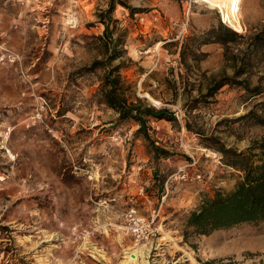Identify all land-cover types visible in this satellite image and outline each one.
<instances>
[{
	"label": "rangeland",
	"instance_id": "374dc122",
	"mask_svg": "<svg viewBox=\"0 0 264 264\" xmlns=\"http://www.w3.org/2000/svg\"><path fill=\"white\" fill-rule=\"evenodd\" d=\"M233 10L239 31L199 0H0V264H264V223L186 226L264 138V0ZM221 24L243 36L219 42ZM116 68L175 115L148 119L151 141L103 101ZM130 212L156 216L148 241Z\"/></svg>",
	"mask_w": 264,
	"mask_h": 264
},
{
	"label": "trees",
	"instance_id": "16d2710c",
	"mask_svg": "<svg viewBox=\"0 0 264 264\" xmlns=\"http://www.w3.org/2000/svg\"><path fill=\"white\" fill-rule=\"evenodd\" d=\"M113 9V5H110L105 11V17ZM103 19L106 28L102 39H107L106 41H111L114 44L115 40L110 35V22ZM221 31L223 34L219 36L218 41L223 44L233 41L235 37L243 36L223 24H221ZM109 58L113 60L116 56L110 55ZM115 71L119 70L117 68L109 70L104 78L103 101L119 113V120L135 121L139 125L137 134L151 141L149 133L151 127L148 125V119L174 121L176 119L174 113L167 108L157 109L151 105L142 108L141 98L137 96L131 98L125 94L123 87L125 81L120 73L114 75ZM227 83L226 81L218 83L214 87V91ZM257 117L261 123L264 122V116L258 115ZM152 145L153 151L157 155H169L167 150L156 146L154 141H152ZM253 150L258 152L251 155ZM247 152L249 154L234 152L233 160L229 162L231 166L244 173L243 179L230 191L218 190L213 196L205 195L199 207L188 216L187 228H191L197 234H211L218 229L234 230L243 226H256L264 223V138L256 141ZM185 239H188L187 234H185Z\"/></svg>",
	"mask_w": 264,
	"mask_h": 264
},
{
	"label": "built area",
	"instance_id": "2783aa9c",
	"mask_svg": "<svg viewBox=\"0 0 264 264\" xmlns=\"http://www.w3.org/2000/svg\"><path fill=\"white\" fill-rule=\"evenodd\" d=\"M129 220L128 226H124L126 230L131 231L137 236L140 241H148L156 233L155 219L156 216L151 219L145 217H138L134 212L127 214Z\"/></svg>",
	"mask_w": 264,
	"mask_h": 264
},
{
	"label": "bare ground",
	"instance_id": "6f19581e",
	"mask_svg": "<svg viewBox=\"0 0 264 264\" xmlns=\"http://www.w3.org/2000/svg\"><path fill=\"white\" fill-rule=\"evenodd\" d=\"M199 1L208 3V4L218 8L221 12L223 21L225 23H227L229 26L233 27L234 29H236L238 31L240 30V25L237 22V17L234 13V10H233L235 0H199ZM133 253H134V251H133ZM140 254L141 253H139V255ZM129 257H131V256H129ZM131 259H133V258H131ZM130 260L127 261L126 264H128V263L130 264V262H131Z\"/></svg>",
	"mask_w": 264,
	"mask_h": 264
},
{
	"label": "water",
	"instance_id": "95a60500",
	"mask_svg": "<svg viewBox=\"0 0 264 264\" xmlns=\"http://www.w3.org/2000/svg\"><path fill=\"white\" fill-rule=\"evenodd\" d=\"M147 97H149V96H147Z\"/></svg>",
	"mask_w": 264,
	"mask_h": 264
}]
</instances>
